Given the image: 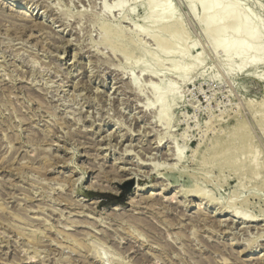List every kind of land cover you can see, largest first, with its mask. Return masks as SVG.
<instances>
[{"label":"rangeland","instance_id":"1","mask_svg":"<svg viewBox=\"0 0 264 264\" xmlns=\"http://www.w3.org/2000/svg\"><path fill=\"white\" fill-rule=\"evenodd\" d=\"M213 1L0 0V264H264V0Z\"/></svg>","mask_w":264,"mask_h":264},{"label":"bare ground","instance_id":"2","mask_svg":"<svg viewBox=\"0 0 264 264\" xmlns=\"http://www.w3.org/2000/svg\"><path fill=\"white\" fill-rule=\"evenodd\" d=\"M211 1V0H210ZM215 2L217 1V0H214ZM213 1V2H214ZM218 3V2H217ZM152 6V5H151ZM215 5L213 6V10H214V12H213V15L210 17V18H208L207 20H206V22H205V31H208L209 29H210V27H218L219 26V24H220V20H221V18L222 17H225V12L226 11H224L223 9H215ZM223 7V6H222ZM218 8V7H217ZM224 8H225V10H228V8L230 9V7H225L224 6ZM18 14H20V15H22V16H24V17H27V18H29L30 17V15H27V14H25L23 11H21V10H17L16 11ZM162 16H163V14H158V15H156V18L157 19H160V18H162ZM171 17V16H170ZM235 22L236 20H233V19H230L228 22H230V24L232 23V22ZM218 29L220 30V32H223L225 29H227V26L225 27V26H223V27H218ZM226 31V30H225ZM233 31H234V33H236L237 34V36H238V38H242V37H245V36H247V37H249L250 39L251 38H254V36L256 35V31L254 30H248V31H242V32H239L236 28H234L233 29ZM104 34H105V37H104V44L105 45H109L110 46V49H111V52L113 53V54H116V55H119V56H121V57H124V58H126V59H129L130 57H131V55L132 54H135L136 53V49H134V48H131L132 47V45H133V43L132 42H130L129 41V39H125V38H122V37H119V38H116V39H113V38H115L114 37V35H115V33L114 32H112L111 30H108V29H106V30H104ZM116 40V41H115ZM134 46V45H133ZM230 46L232 47V49H233V51H234V53L232 54V55H229L228 56V60H227V64H226V66H228L229 65V62H231L233 59H234V57H236L237 56V54L238 55H240L241 57H243L242 58V63H241V67H246V65H247V62H248V59H246L245 57L247 56V55H249L250 54V52H251V49L253 48V46H249V47H247V48H244L243 50H241L240 48H239V45H238V42L237 41H230ZM159 48V47H158ZM255 49L257 50V51H259V52H263L264 53V48L263 47H258V46H256L255 47ZM148 55V54H147ZM248 121V120H247ZM251 126V125H250ZM215 131V130H214ZM212 133H214L213 131H212ZM111 134V133H110ZM215 134V133H214ZM112 135H114V134H112ZM212 135V134H211ZM115 136V135H114ZM112 137V136H111ZM107 140H109V139H107ZM255 145V144H254ZM199 146V145H198ZM253 147V146H252ZM256 149V148H255ZM258 151V150H257ZM255 152V151H254ZM127 153V152H126ZM196 153V152H195ZM256 154H257V152H256ZM194 155V154H193ZM249 155V154H248ZM253 156H254V154H252ZM193 157V156H192ZM255 157V156H254ZM180 158H181V156H180ZM248 159V158H247ZM194 161V160H193ZM192 161V162H193ZM222 161V160H221ZM259 174V173H258ZM203 175V174H202ZM260 176H262V175H260ZM199 177H200V175H199ZM257 178V177H256ZM183 193L184 194H186V196L187 197H192V196H197L198 198H200L201 200H205V199H207L208 197H207V195L202 191V190H200V189H198L197 187H194V188H192V189H186V190H184L183 191ZM152 195V194H151ZM150 195V196H151ZM154 195V194H153ZM184 196V195H183ZM240 199V198H239ZM238 199V200H239ZM231 201V200H230ZM194 207H195V205H194ZM229 210V209H228ZM225 212V214H229L228 213V211H224ZM222 214V213H221ZM215 216H217V217H220V215L219 214H217V215H212V216H210V217H215ZM232 218L233 219H238V221H241L242 223H250V222H254V221H252L250 218H248L247 216H245V215H238V213H236V212H234L233 214H232ZM229 220V219H228ZM224 221V220H223ZM227 221V220H226ZM230 221L231 222H234L233 220H231L230 219ZM220 222H222V221H220ZM219 222V223H220ZM224 227V226H223ZM229 228V227H228ZM260 264V263H259Z\"/></svg>","mask_w":264,"mask_h":264}]
</instances>
